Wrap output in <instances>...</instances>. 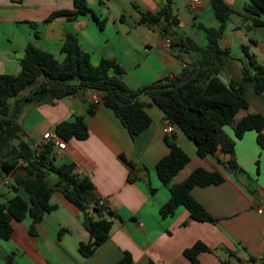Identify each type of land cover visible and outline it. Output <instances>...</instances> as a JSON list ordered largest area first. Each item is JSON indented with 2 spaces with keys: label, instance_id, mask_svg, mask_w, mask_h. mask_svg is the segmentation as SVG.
Returning a JSON list of instances; mask_svg holds the SVG:
<instances>
[{
  "label": "crops",
  "instance_id": "obj_1",
  "mask_svg": "<svg viewBox=\"0 0 264 264\" xmlns=\"http://www.w3.org/2000/svg\"><path fill=\"white\" fill-rule=\"evenodd\" d=\"M189 1L87 0L92 12L74 20L60 15L47 21L54 12L74 9V0H0V74L20 73L28 43L62 60L66 35L74 33L81 50L89 54L94 71L102 57L116 59L124 70L123 80L131 88L177 75L183 67L181 60L189 61L191 54L175 42L180 39L190 47L202 45L206 40L201 39L204 32L199 25L213 26L200 19L212 8L211 0H202L197 9H192ZM224 1L234 9L220 39L231 54L220 74L229 82L240 79L244 64L249 62L244 46L264 67V25H254L251 18L244 17L248 0ZM168 4L178 24H168L164 16L156 22L142 20V13L158 14ZM251 70L253 73L254 68ZM95 94L98 103L92 102ZM245 94L249 107L237 113L235 122L247 114L264 113V91L257 94L249 84ZM143 99L150 101L147 96ZM23 107L29 111L27 119L18 121L24 129L23 139L31 145L45 131H55L59 122L73 115L84 118L88 136L66 141L64 150L53 148L52 164L74 163L76 172L91 178L96 196L117 217L110 237L92 255L84 256L79 246L90 240L84 225L86 215L56 187L58 175L52 171L55 176L48 173L46 178L53 187L50 202L55 207L44 214L35 233L30 230L31 217L13 221L10 237L0 239V264H115L127 253L132 259L129 264H194L184 250L197 241L210 248L199 254L198 264L264 263V147L257 140V131L248 130L236 139L232 127L223 128L222 136L235 140L236 167L223 149L198 156L195 143L176 128L177 143L191 157L173 182L183 181L197 167L220 171L225 177L220 184L191 190L218 220L198 221L183 205L172 216L159 214L170 190L158 177L156 165L169 153L166 136L173 133L165 132L169 120L158 105L146 107L152 121L133 137L96 90L62 98L45 96ZM4 175L6 179L1 178ZM14 184L13 174L0 175V204L14 194ZM151 188L156 191L152 193ZM19 192L25 195L22 188Z\"/></svg>",
  "mask_w": 264,
  "mask_h": 264
},
{
  "label": "trees",
  "instance_id": "obj_2",
  "mask_svg": "<svg viewBox=\"0 0 264 264\" xmlns=\"http://www.w3.org/2000/svg\"><path fill=\"white\" fill-rule=\"evenodd\" d=\"M248 1L244 5L247 13L244 17L251 18L254 25H264V0ZM74 5V9L52 13L47 21L60 15L74 20L92 12L87 0H74ZM211 5L219 24L217 27L199 25L206 43L190 47L180 39L175 42L191 54L189 61L181 60L183 67L180 73L138 88H131L125 83L124 70L116 59L102 57L98 70L94 71L89 54L81 50L74 33L66 35L61 47L62 60L33 43L27 44L20 73L0 74V175L13 174L15 182L14 194L0 204V239L10 237L13 221L26 217H31L30 230L35 233L36 224L55 207L50 202L53 187L46 178L49 171L58 175L56 187L86 215L84 225L90 240L81 242L79 246L84 256L92 255L110 237L117 217L96 196L91 178L76 172L74 163L64 162L54 166L51 145L36 151L23 139L24 129L18 121L22 106L41 101L45 96L62 98L78 91H99L105 105L114 111L132 137L151 123L146 107L156 104L165 112L166 118L195 143L198 156L216 154L223 149L230 155V164L236 167L235 140L222 136L224 127H232L236 139L242 138L248 130H255L258 142L264 147V113L247 114L235 122L237 113L249 107L245 94L247 86L252 84L257 94L264 91V67L248 54L244 46L249 62L243 66L242 77L229 82L221 78L220 74L231 54L221 45L220 39L234 9L224 0H211ZM161 16L170 25L178 24L169 4L158 14L142 13V20L156 22ZM251 67L254 68L253 73ZM28 87H31L29 92L21 94ZM144 96L150 101L144 100ZM55 131L65 141L84 139L88 136V125L82 116L73 115L56 124ZM166 142L169 153L157 162L156 169L161 182L170 190V198L160 207L159 214L162 217L172 216L183 205L195 220L218 221L192 196L191 190L195 186L220 184L225 180L224 175L217 170L197 167L183 181L174 183V176L190 161V155L177 143L174 133L166 136ZM121 157L132 167L133 164L124 155ZM21 170L24 172L21 173ZM19 188L25 195L19 192ZM155 191L151 188L152 193ZM208 250L210 248L206 244L197 241L186 248L184 254L198 264L199 254ZM131 261L127 253L115 264H129Z\"/></svg>",
  "mask_w": 264,
  "mask_h": 264
},
{
  "label": "built area",
  "instance_id": "obj_3",
  "mask_svg": "<svg viewBox=\"0 0 264 264\" xmlns=\"http://www.w3.org/2000/svg\"><path fill=\"white\" fill-rule=\"evenodd\" d=\"M189 6L192 9H197L199 6L202 5V0H190L188 2ZM166 42L170 43V38H166ZM100 101L99 97L95 94L92 97L93 103H98ZM177 128V125L171 123L170 121L165 127L166 133H174ZM47 145H51L53 148H56L58 150H64L66 148V141L62 139L56 131L47 130L45 131L41 138L34 141L32 147L36 151H40L42 148H44ZM2 179H6L7 176H2ZM101 203H104L103 200H101ZM250 264H264L259 260H254Z\"/></svg>",
  "mask_w": 264,
  "mask_h": 264
},
{
  "label": "rangeland",
  "instance_id": "obj_4",
  "mask_svg": "<svg viewBox=\"0 0 264 264\" xmlns=\"http://www.w3.org/2000/svg\"><path fill=\"white\" fill-rule=\"evenodd\" d=\"M200 19H202L207 25H213V26H215V25L218 24V21H217L218 18L216 17V15H215V13H214V11H213V9L211 7H209V9L205 13L202 14V16L200 17ZM202 38H203V40L205 42V34L202 35L201 39ZM31 87L26 88L24 91L21 92V94L22 93L29 92V90L31 89ZM34 103H36V102H34ZM28 112H27L26 107L24 109H22L21 112H20V114H19V117H18L19 121L20 120L22 121L26 117V115H27ZM26 119H27V117H26ZM183 134H184L183 136H185V138H187L190 142H193L185 133H183ZM193 162H194V159H193L192 163ZM56 163H58V162H56ZM49 173H50V176L51 177H54L55 176V174L52 171H49Z\"/></svg>",
  "mask_w": 264,
  "mask_h": 264
},
{
  "label": "water",
  "instance_id": "obj_5",
  "mask_svg": "<svg viewBox=\"0 0 264 264\" xmlns=\"http://www.w3.org/2000/svg\"><path fill=\"white\" fill-rule=\"evenodd\" d=\"M89 200L91 201V206H93L94 202H92V197L91 196L89 197ZM38 225H39V223L36 224V226H38Z\"/></svg>",
  "mask_w": 264,
  "mask_h": 264
}]
</instances>
